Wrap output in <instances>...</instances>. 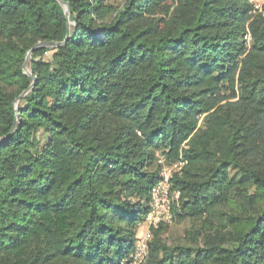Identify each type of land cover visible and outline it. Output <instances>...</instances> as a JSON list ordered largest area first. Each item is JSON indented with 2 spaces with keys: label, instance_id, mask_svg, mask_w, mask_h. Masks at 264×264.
<instances>
[{
  "label": "trees",
  "instance_id": "obj_1",
  "mask_svg": "<svg viewBox=\"0 0 264 264\" xmlns=\"http://www.w3.org/2000/svg\"><path fill=\"white\" fill-rule=\"evenodd\" d=\"M62 2L0 0V260L32 236L41 264H128L163 154L180 198L144 264H264V4L203 0L149 42L150 0Z\"/></svg>",
  "mask_w": 264,
  "mask_h": 264
},
{
  "label": "rangeland",
  "instance_id": "obj_2",
  "mask_svg": "<svg viewBox=\"0 0 264 264\" xmlns=\"http://www.w3.org/2000/svg\"><path fill=\"white\" fill-rule=\"evenodd\" d=\"M203 0H150L145 12L141 16H135L128 22L129 27L141 38L151 42L154 34L158 31H165L176 34L180 24L188 25L195 18L198 7ZM262 3L264 0H253ZM180 22V23H177ZM154 27V28H152ZM151 29H155L151 31ZM141 226V225H140ZM137 227L136 232L140 228ZM186 225L171 224L165 239L169 242L172 238L183 235ZM135 232V234H136ZM205 244L223 243V236L214 232L204 235ZM24 254L17 258L9 254L0 260V264H41L45 255V247L28 236L24 244ZM63 264H83L78 259L66 256L59 257Z\"/></svg>",
  "mask_w": 264,
  "mask_h": 264
},
{
  "label": "built area",
  "instance_id": "obj_3",
  "mask_svg": "<svg viewBox=\"0 0 264 264\" xmlns=\"http://www.w3.org/2000/svg\"><path fill=\"white\" fill-rule=\"evenodd\" d=\"M250 1L253 6L252 13H261L264 2ZM157 162L159 171L150 186L148 209L135 234L134 247L129 256L128 264H144L154 230L161 224L172 223L174 207L179 203L180 191L172 188V178L175 173L181 171L186 163L185 160L179 157L174 161H168L165 155L160 154L157 157Z\"/></svg>",
  "mask_w": 264,
  "mask_h": 264
},
{
  "label": "water",
  "instance_id": "obj_4",
  "mask_svg": "<svg viewBox=\"0 0 264 264\" xmlns=\"http://www.w3.org/2000/svg\"><path fill=\"white\" fill-rule=\"evenodd\" d=\"M60 3H62L64 5V12H65V16H66V19L67 21H69V9H68V3L67 2H62V0H58ZM68 33V31H67ZM60 44V42H54V41H41V42H37L33 47H31V49L27 52L26 54V57H25V61L23 63V71L28 74L33 80L35 79L34 76L31 75V73L27 70L26 68V63L29 59V56L32 52V50L36 47V46H39V45H42V46H49V47H55V46H58ZM27 91V90H26ZM26 91H24L19 97L23 96V94L26 93Z\"/></svg>",
  "mask_w": 264,
  "mask_h": 264
}]
</instances>
